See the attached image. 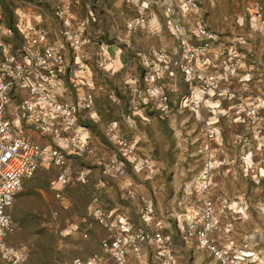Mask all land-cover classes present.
<instances>
[{"label":"built area","instance_id":"built-area-1","mask_svg":"<svg viewBox=\"0 0 264 264\" xmlns=\"http://www.w3.org/2000/svg\"><path fill=\"white\" fill-rule=\"evenodd\" d=\"M47 1L55 2V14L65 26L66 44L51 42L49 33L39 26L20 21L15 27L7 26L0 15V258L5 264H23L29 257L27 245L8 242L17 231L10 209L25 182L43 162L51 163L58 169L51 189L57 199L65 201L69 198L68 186L86 182V175L78 176L72 171L71 161L85 159L94 152L89 127L82 120L96 105L89 84L93 79L73 81L71 72L74 75L76 67H70L65 56L67 51L79 56L92 44L85 31L94 16L72 27L70 3ZM133 2L140 17L128 23L129 30L160 33L161 23L151 21L157 13L172 37L171 44L138 55L144 93L137 103L164 120L190 112L205 124V141L200 149L206 156L204 168L182 186L183 195L190 199L185 218L179 222L184 239L189 242L196 237L215 264H264L260 253L248 245L241 248L230 237L222 241L217 215L228 214L229 201L211 194L214 172L220 164L214 151L223 130L222 121L260 126L263 100L254 89L264 80V53L259 56L251 49L238 51L225 46L221 35L198 16L201 5L197 0ZM247 22L252 34L262 35L264 6L250 7ZM17 35L22 38L18 46L14 44ZM236 42L243 45L246 39L240 36ZM177 80L182 81L186 91ZM140 164L154 166L150 158ZM152 212L149 207L147 213ZM94 223L107 232L101 250L68 264H131V252H140L144 243L158 246L154 254L158 264H176L170 237L155 226L152 218L139 228L126 216L92 206L72 231L88 237L89 231L83 229Z\"/></svg>","mask_w":264,"mask_h":264},{"label":"rangeland","instance_id":"rangeland-1","mask_svg":"<svg viewBox=\"0 0 264 264\" xmlns=\"http://www.w3.org/2000/svg\"><path fill=\"white\" fill-rule=\"evenodd\" d=\"M58 1L70 3L77 22L91 12L96 14L98 22L93 31H100L101 36L90 38L94 47L112 46L117 40L114 28H124L126 21H136L140 17L134 0L129 4L127 0ZM197 1L201 5L198 16L221 35L225 46L230 45L238 51L251 49L259 56L264 53V30L262 35L252 34L247 22L250 7L264 6V0ZM54 4L47 0H0L1 20L11 27L19 21H27L44 28L51 42L66 44L65 26L56 16ZM157 19L161 23L160 33L168 34L160 16ZM240 36L246 39L243 45L236 42ZM17 41L21 43L22 39L18 37ZM131 41L133 47L131 53H127L131 60L130 78L127 71L113 72L107 65L112 59L104 48L101 47V64L92 55L97 94L95 109L99 115L97 123L88 120L94 152L82 163L72 166L76 175H86V183L82 185L92 191L89 190L86 197L81 195V199L78 195L70 196L71 204L60 201L51 189V181L57 178L58 169L43 162L36 174L25 182L10 209L17 231L8 242L16 246L27 245L30 250L28 260L23 264H66L71 259L97 252L100 243H95V234L101 239L107 236L103 226L94 223L88 237L81 232L70 233L71 225L77 218L87 215L90 205L116 211L139 228L152 218L155 226L170 237L176 264H215L210 253L200 248L196 237L186 242L179 226L190 204V199L183 195L182 186L204 168L206 156L200 149L205 141V124L190 112L164 120L137 103L144 93L137 52L144 51L150 44H146L141 36H131ZM118 47L126 45L121 43ZM67 57L74 61L72 52L68 51ZM180 86L186 91L183 83ZM254 93L263 100L260 126L244 127L222 121L223 130L214 151L220 164L214 172L211 194L229 201L228 214L217 215L222 241L227 237L235 238L239 247L248 245L249 249L259 252L264 261V80L256 86ZM113 124L117 127L114 132L106 128ZM29 133L44 143L32 129ZM146 158L151 159L153 168L140 164ZM74 199L80 206L74 204ZM149 207H152V214L147 213ZM148 247L152 251L147 253L145 248ZM157 252L158 246L144 243L140 252H131V255L142 256L141 259L150 255L156 260L154 254ZM0 264H5L1 258Z\"/></svg>","mask_w":264,"mask_h":264},{"label":"crops","instance_id":"crops-1","mask_svg":"<svg viewBox=\"0 0 264 264\" xmlns=\"http://www.w3.org/2000/svg\"><path fill=\"white\" fill-rule=\"evenodd\" d=\"M67 3V2H66ZM72 3V2H71ZM127 3H131V0H127ZM72 5V4H71ZM129 6V5H128ZM91 14L94 16V21L91 22L87 28H86V31H85V35L88 37V38H96L97 36H101L100 35V31L97 32V31H93V27L94 25L98 22V18L96 16V14H93L91 12ZM88 16V15H87ZM157 15H153V18L151 19L152 23H159V20L157 19ZM69 18L71 20V25L72 27H74L78 22H77V15L76 13L73 11V9L71 8L70 11H69ZM160 18L162 19L163 21V18L160 16ZM83 20V19H82ZM82 20H80L79 22H81ZM132 20L129 19L128 21H126L125 23V27L124 28H114V36L117 38V40L115 41V44H113L112 46H116L118 47L119 45H121V43H124L126 45V47H118L122 52L120 53V57H121V60L123 62V67L120 69V70H116L115 69V63H116V60L111 58L112 61L107 65L108 66H111L113 72L115 73H119L121 71H127L128 73V78L131 77V60H128V57H127V53H131V49L133 47V42L131 41V36L133 38H136L137 36H141L144 38V42L146 44H150L144 51H149V50H152V49H160L161 47H163L164 45H168V44H171L172 43V37L170 36V34L164 32L163 35L162 33H158V34H154V33H151V32H133L131 30L128 29V23L131 22ZM23 23L25 24H30L29 22L27 21H23ZM93 32L95 33L96 36L93 35ZM126 35V36H125ZM18 37H20V35H17L14 39V44L16 46H18L20 43L17 41ZM21 38V37H20ZM22 39V38H21ZM159 41V44L155 45V43H157ZM100 43V42H99ZM101 45V44H100ZM101 47L104 48L103 50H105L107 47H105V45H101L100 47L99 46H96L94 47L93 44H91L89 46V48L85 51V52H82L80 53L79 56H76L74 53V61H71L67 56H68V51L67 53L65 52V56H66V61L68 63V65L72 68L75 66L76 69L75 70V73L74 75L72 74L71 72V76L73 77H70L73 79L74 81V78L80 80V81H89L90 79H93V82L89 83L92 87V90H93V93L95 95V99H96V104H97V94H96V77H95V73H94V60L92 55L95 56V58H97V63L98 64H101L100 61L102 60V54H101ZM144 51H140V52H137V55H139L140 53L144 52ZM109 56V55H108ZM74 65V66H73ZM108 66L106 68H108ZM182 81L180 80H177V83H181ZM71 87H72V84H71ZM78 90V89H77ZM79 90H83L82 88H79ZM96 107V105H95ZM90 111L89 113H85V117L82 118V120L84 121V123L87 124V126L89 127V124H88V120L89 119H92L94 120V122H99V115H98V112L97 110L95 109ZM141 107L138 106V109H140ZM94 113H96V115H94ZM107 129H110V131L114 132L117 127H116V124H113L112 126L110 127H106ZM89 138H90V145L91 147L93 148L92 146V141H93V138H92V131L89 127ZM86 159V158H85ZM84 161V159H73V161H71V166H76L78 165L79 163H82ZM78 163V164H77ZM86 169V168H85ZM82 169H80L79 171H81ZM82 172H85L84 170H82ZM52 182V181H51ZM76 183V182H75ZM72 184L70 186L67 187V193H68V199L63 201V202H67L69 204H71V199H70V196L72 197H75V195H78L80 196V199H81V195L85 196L87 195L88 191L90 190V192L92 191L89 187H87V189H85V185H82V183H78V184ZM86 183V182H85ZM84 184V183H83ZM97 188H98V185H96ZM100 187V186H99ZM74 204L75 205H79L80 203H78V201L76 199H74ZM74 205H72L73 207ZM80 206V205H79ZM91 207L93 205H90ZM89 206V207H90ZM70 207V206H69ZM89 207H88V210H89ZM100 207V206H98ZM79 208H82V207H79ZM72 211H74V208L71 209ZM116 212V211H115ZM77 221H75L72 225H71V231L70 233H73L72 231V228H73V225H75L76 223H79L81 218H77L76 219ZM91 228L93 229V226L91 227H87V228H84L83 230L84 231H89L91 230ZM94 231V234L97 232L94 230H92V232ZM82 233V232H81ZM94 241L96 244L100 243V249L97 251L99 252L101 250V244H102V241H103V238L101 239L99 234H95V238H94ZM94 243V244H95ZM96 246V245H95ZM151 248V247H150ZM150 248H145V250L148 252L152 251V249L150 250ZM95 252V253H97ZM143 252V251H142ZM94 254V253H92ZM91 254V255H92ZM90 255L86 256V257H79V258H87L89 257ZM142 257V256H141ZM141 257L139 258L138 256L132 254L130 259H131V264H158L153 256H148L146 257L145 259H141ZM78 258V257H77ZM74 260V259H73ZM72 259L67 261L66 264L70 263L73 261ZM64 262V260H63Z\"/></svg>","mask_w":264,"mask_h":264},{"label":"bare ground","instance_id":"bare-ground-1","mask_svg":"<svg viewBox=\"0 0 264 264\" xmlns=\"http://www.w3.org/2000/svg\"><path fill=\"white\" fill-rule=\"evenodd\" d=\"M121 52L122 51L118 47H116V46H108L105 49V53L107 55H109L111 58H113V59L116 60L115 69L117 71L120 70L123 67V62H122L121 57H120V53ZM94 115H96V113H94Z\"/></svg>","mask_w":264,"mask_h":264}]
</instances>
